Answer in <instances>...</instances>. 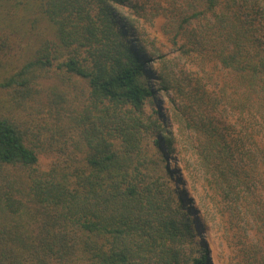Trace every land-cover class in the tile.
<instances>
[{"label": "trees", "instance_id": "1", "mask_svg": "<svg viewBox=\"0 0 264 264\" xmlns=\"http://www.w3.org/2000/svg\"><path fill=\"white\" fill-rule=\"evenodd\" d=\"M126 1L0 0V54L19 40L29 49L0 76L13 92L0 105V264H207L203 224L167 165L184 161L172 153L176 137L159 136L165 117L148 109L150 77L170 125L189 129L230 264H264V0L130 4L162 17L171 58L138 36L129 44L134 21L116 10ZM53 66L83 85L64 84L66 107L46 112L56 124L34 129L55 135L41 168L14 104Z\"/></svg>", "mask_w": 264, "mask_h": 264}, {"label": "rangeland", "instance_id": "2", "mask_svg": "<svg viewBox=\"0 0 264 264\" xmlns=\"http://www.w3.org/2000/svg\"><path fill=\"white\" fill-rule=\"evenodd\" d=\"M141 3L142 0H127L124 4L118 5L116 9L118 14L121 13L123 16L134 21L136 32L134 31V35V33L130 31L129 35H127L129 44H135L137 38L140 37L146 45L147 51L152 53L154 57L157 54H162L166 58H171L173 55L175 56L174 47L163 30V19L160 16H155V8L149 5L143 10L136 11L134 8L130 7V4H135L136 6ZM115 16L117 18L116 13ZM122 27L124 26L122 25ZM28 53L29 49L25 40H19L18 44L13 46V49L8 55L4 56L0 54V76L12 72L15 66L22 63L24 60L23 58ZM151 68L152 67L147 64L144 65V69L147 72H150ZM36 75L37 78L32 82L34 83L36 93L32 91L34 94H32L30 99L21 104H14V106H16L15 109L20 112L17 114L25 118V123L22 127L24 130H27L25 131L27 133V142L36 147L39 167L46 168L54 157L50 149V143L52 141L50 136L55 137V135L52 134L49 128H53L54 124H56L54 119L47 118L46 112L50 115V112L56 111V108L59 107L57 104L59 102H62L63 106L66 107L63 100V98L67 99V97H65L67 93L63 87L64 84L73 83L76 88H80L83 83L80 80L77 81L75 77L67 79V75L62 76L59 70L55 69V66L50 70H39ZM149 80L155 100L153 104L151 103L149 105L148 109L153 107L161 116L165 117L166 125L161 123L160 126L162 131H160L158 135L166 137L169 135V131H172L176 137V141L172 144V147H174L172 153L174 156H178L184 160L179 163L177 159L167 157V165L171 170L170 175L177 179L174 186L180 193L186 192L193 198H191L192 202L188 203L187 206L193 211V218H195L196 221L200 220L204 227V231L200 232L197 237V242L199 245H203V247L208 249L209 255L207 264H230L228 256L229 248L218 226L217 219L212 210L209 207L207 208L206 205L204 206L206 197L204 196L202 179L200 178L201 175L193 168L190 150L186 144L189 129H186L184 122L170 125L172 122L169 116V108L171 105L168 103L166 97L159 95L154 79L150 77ZM78 90L79 89H77V91ZM12 93L11 90L7 91L6 89H0V105L6 102L9 104ZM14 93L17 92L14 91ZM15 101H18V99ZM28 121H34V123L28 124ZM28 125L31 129L28 128ZM37 126H47L49 128L48 131L44 130V132H42L40 129L34 130ZM182 183L183 185H181ZM196 203L197 205L199 204L198 206L200 209H198Z\"/></svg>", "mask_w": 264, "mask_h": 264}]
</instances>
